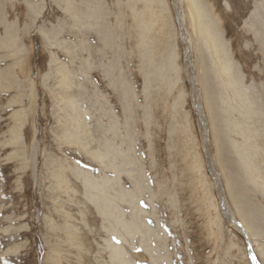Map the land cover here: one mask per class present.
Masks as SVG:
<instances>
[{"label":"rangeland","instance_id":"1","mask_svg":"<svg viewBox=\"0 0 264 264\" xmlns=\"http://www.w3.org/2000/svg\"><path fill=\"white\" fill-rule=\"evenodd\" d=\"M203 2L217 59L181 9L204 104L211 76V153L221 138L248 180L244 139L264 166V0ZM177 3L0 0V264H118L115 248L129 264H264L221 209ZM263 189L250 195L264 254Z\"/></svg>","mask_w":264,"mask_h":264},{"label":"bare ground","instance_id":"2","mask_svg":"<svg viewBox=\"0 0 264 264\" xmlns=\"http://www.w3.org/2000/svg\"><path fill=\"white\" fill-rule=\"evenodd\" d=\"M174 1H178L176 5L177 8H176L175 13H176V20L178 19V17L180 19L179 24L177 22V25H178V30H182L183 36L181 35L180 31H179V35L182 41L185 43L186 51L188 49L186 59H185L186 60L185 73H186V76H188V79H187L188 82L191 84V88H192L191 96H192L193 108L199 117L202 141L204 144L208 142L206 144V149L208 153L207 154L208 161H209L208 165L213 169V172L211 173V175L214 178L213 180L217 185V191H218V195L220 199L221 209L224 212L223 214L226 217V219L230 221V224L232 226H235V228H237L240 232L244 234V236H246L248 247H250L251 249L250 257H251V254H252V257L255 254H257V256L261 258V256H263L264 254L261 253V251L257 250L256 238H261L263 236V227L261 226L260 221H258V217L256 216L257 215L255 212L256 208L254 206V203H252L253 198L251 199L250 192L253 191V188L255 187V185H257L258 187L259 185H262V184L264 185V166L262 165L259 166L256 164L248 163L253 159V157L259 156L260 154L254 151L251 143L247 139L243 140L244 141L243 146L238 151V153H239L240 158L242 159L241 161L243 162V164H246L244 173L245 174L248 173L247 175L248 180L243 179L244 174H242V172H240L238 168L236 169L234 164L232 165L230 160L226 157L227 156V152L225 150L226 145H224L221 142V138L219 139L218 135H217L218 152L216 153V155L215 153H211L210 148L212 144H211V137H210V128H211V118H210L211 116L210 115H212L213 113L211 114L209 112V109L211 107H214V106H211L213 89H212V86L210 87L208 84L211 81L209 79L211 76L210 74H208V70L205 71V73L202 72L203 76H201L203 82H205L203 83L204 84L203 86L206 87L203 89H205L206 95L208 94L209 97L211 98L210 99L209 97L206 96L207 102L205 100L206 102L205 104H207L206 106H208L206 107L205 104L202 103L201 98L199 97V94H198L199 82H197L198 80L195 79L196 74L193 72L194 67L192 63V54H193V50H195V41L192 39L191 34H189L188 30L186 29L184 25V18H183L182 9H181L183 4H185V2L188 3L191 13H192L193 23L195 27L198 28L200 35H202L203 42L206 45L210 46L213 40L214 47L216 50L215 51L216 59L219 56L225 54V50H224L225 46L222 43L221 30H219L218 25L216 24L215 20L209 14L208 9L206 5L204 4L203 0H174ZM176 37L178 38V34H176ZM226 66L227 65H225V67ZM208 75L210 76L209 78H208ZM208 79L210 80L209 82H208ZM228 83L230 86H232V88H234V90L233 89L232 90L235 92V94H237V96H241V97L243 96L240 93L241 91L239 90V88L236 87L235 81L231 80ZM212 117L214 116L212 115ZM71 118H74V117H71ZM204 118H206L207 120L210 119L209 121L210 124L208 123L207 127H204V121H205ZM215 149L217 151V148ZM215 158L218 164H215ZM240 158H238V160ZM258 179H260L261 181ZM258 182L260 183L258 184ZM135 186L138 189H140L141 187L140 183H137V182H135ZM225 199L227 201V204H225ZM231 220H233V222ZM136 224L137 222L132 220V225L136 226ZM129 226H131V222L129 223ZM112 255L118 264H129L127 261L124 260L122 256L123 254L121 253L120 249L115 248L113 250Z\"/></svg>","mask_w":264,"mask_h":264},{"label":"water","instance_id":"3","mask_svg":"<svg viewBox=\"0 0 264 264\" xmlns=\"http://www.w3.org/2000/svg\"><path fill=\"white\" fill-rule=\"evenodd\" d=\"M177 8V7H176ZM178 21V24H179V21H180V19H179V17H178V19H177ZM180 31V33H181V35L183 36V34H182V30H179ZM187 51H188V49H187ZM186 59V58H185ZM232 222H233V220H231ZM246 237V236H245ZM247 239V238H246ZM250 248V247H249Z\"/></svg>","mask_w":264,"mask_h":264}]
</instances>
